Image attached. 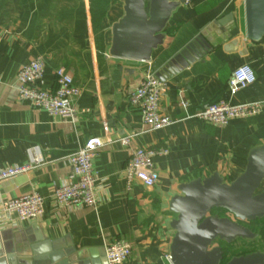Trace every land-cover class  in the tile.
<instances>
[{
    "label": "crops",
    "instance_id": "crops-1",
    "mask_svg": "<svg viewBox=\"0 0 264 264\" xmlns=\"http://www.w3.org/2000/svg\"><path fill=\"white\" fill-rule=\"evenodd\" d=\"M93 1L0 0V171L26 164L31 147H39L44 158L42 166L2 180L0 202L34 191L45 198L43 214L34 220L8 215L0 204V264H107L106 246L120 238L132 244V256L123 264H171L170 222L176 216L168 204L180 193L179 185L215 171L232 181L244 170L250 149L264 143V107L260 114L226 126L196 117L204 106L219 101L264 104V38L247 39L244 0H187L174 13L167 40L150 62L109 56L111 26L123 16V3L111 0L106 6L99 45ZM230 15L232 36L165 81L161 111L174 122L151 130L140 109L130 104L131 93L202 28ZM37 57L45 62L41 88L55 89L56 71L65 68L81 89L73 99L72 118L51 116L18 99L17 73ZM244 64L253 67L257 80L233 96L230 76ZM125 135H133L127 146L118 141ZM93 136L111 141L93 160L97 204H55L50 195L67 182L69 156ZM140 147L168 150L153 159L159 174L154 188L140 181L127 186L126 166Z\"/></svg>",
    "mask_w": 264,
    "mask_h": 264
},
{
    "label": "water",
    "instance_id": "water-1",
    "mask_svg": "<svg viewBox=\"0 0 264 264\" xmlns=\"http://www.w3.org/2000/svg\"><path fill=\"white\" fill-rule=\"evenodd\" d=\"M120 1L123 16L111 26L108 54L150 62L153 52L167 40V27L174 13L187 0ZM244 5L246 37L253 42L261 41L264 38V0H244ZM234 28L231 15L208 24L156 72L157 77L165 82L204 58L227 41ZM178 190L180 193L168 204L169 211L176 216L170 222L174 231L169 251L171 264H222L224 250L219 245L214 246L217 239L231 244L239 239L259 238V234L244 223L264 219V143L250 149L244 170L234 180L228 182L215 171L205 178L182 182ZM214 209L227 211L235 220L212 215ZM49 258L52 262L56 260L54 256ZM47 263L34 260L33 264ZM224 264H264V251L233 256Z\"/></svg>",
    "mask_w": 264,
    "mask_h": 264
},
{
    "label": "built area",
    "instance_id": "built-area-1",
    "mask_svg": "<svg viewBox=\"0 0 264 264\" xmlns=\"http://www.w3.org/2000/svg\"><path fill=\"white\" fill-rule=\"evenodd\" d=\"M45 73V62L37 57L24 64L17 73L18 99L34 108L43 110L51 116L62 119L72 118L75 114L73 99L81 94V89L74 84L73 78L65 68L56 71L57 87L47 90L39 83ZM257 80L252 66L244 64L236 68L229 79V91L236 95L240 90L254 84ZM3 85L0 76V88ZM168 84L159 79L155 72H148L141 80L138 88L131 93L129 102L140 109L143 122L151 130H160L173 124V119L161 111V99L167 92ZM186 108L188 103L182 101ZM264 107L263 102L251 101L231 104L226 101L208 104L198 112L196 117L203 122L218 126H226L236 118H247L258 115ZM133 135H125L118 139L123 145L130 144ZM111 141H104L99 136L89 138L86 143L69 156L70 171L67 182L54 188L50 198L57 205L65 206H95V186L97 174L93 160L103 147ZM168 153L166 148L140 147L128 160L126 166V182L128 188L135 181H140L147 188H154L159 180V174L154 166L156 156ZM28 162L0 171V182L14 177L44 164V158L39 147L28 149ZM45 198L37 191L2 200V209L8 215L14 214L20 220H34L44 211ZM132 256V244L126 239H116L105 249L108 264H123Z\"/></svg>",
    "mask_w": 264,
    "mask_h": 264
},
{
    "label": "rangeland",
    "instance_id": "rangeland-1",
    "mask_svg": "<svg viewBox=\"0 0 264 264\" xmlns=\"http://www.w3.org/2000/svg\"><path fill=\"white\" fill-rule=\"evenodd\" d=\"M110 2L111 0L108 1V4ZM219 214L225 215L226 217L228 216V214L223 211L218 212V215ZM248 226L253 231L259 234V238L253 241H245L239 239L229 245L222 244L225 247V251H226L225 260H228L233 256L243 255L246 253L255 252L257 250L264 251V220L261 221L256 220L254 222H250L248 223ZM215 245H220V244L219 242H216Z\"/></svg>",
    "mask_w": 264,
    "mask_h": 264
},
{
    "label": "trees",
    "instance_id": "trees-1",
    "mask_svg": "<svg viewBox=\"0 0 264 264\" xmlns=\"http://www.w3.org/2000/svg\"><path fill=\"white\" fill-rule=\"evenodd\" d=\"M109 0H95L91 4V14H92V22L95 32L97 33V43L100 45L103 41L102 34L99 33L101 29V20L105 15V8L108 5ZM218 0H213L212 2H216ZM264 220V219H261ZM258 220V221H261Z\"/></svg>",
    "mask_w": 264,
    "mask_h": 264
},
{
    "label": "flooded vegetation",
    "instance_id": "flooded-vegetation-1",
    "mask_svg": "<svg viewBox=\"0 0 264 264\" xmlns=\"http://www.w3.org/2000/svg\"><path fill=\"white\" fill-rule=\"evenodd\" d=\"M220 211H223V212L227 213L229 217L231 216L227 211H225V210H223V209H214V210L211 212V214H212V215H218V212H220ZM218 216H219V217H226L225 215H220V214H219ZM228 216H227V217H228ZM231 217H232L233 220H235L233 216H231ZM231 217H230V218H231ZM244 224H245L246 226H248V223H244ZM248 227H249V226H248ZM254 232H255V231H254ZM216 242H219V244H220L219 246H221L222 249L224 250V258H223V261H222V264H224V263H225L226 261H228L229 259H228V260H225L226 251H225V247H224L222 244H225V245H229V244L225 243L224 241H220V240L217 239V240L214 242V246H215V243H216ZM231 244H232V243H231Z\"/></svg>",
    "mask_w": 264,
    "mask_h": 264
}]
</instances>
